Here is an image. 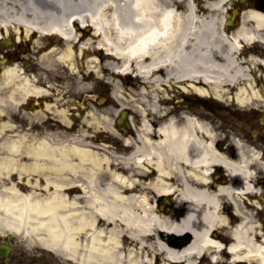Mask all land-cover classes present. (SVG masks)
<instances>
[{
  "label": "bare ground",
  "instance_id": "obj_1",
  "mask_svg": "<svg viewBox=\"0 0 264 264\" xmlns=\"http://www.w3.org/2000/svg\"><path fill=\"white\" fill-rule=\"evenodd\" d=\"M235 1L0 0V37L59 38L66 49L55 62L76 75L77 56L90 48L82 43L78 54L74 50L78 30H92L99 38L93 54L105 68L113 76L135 72L141 92L152 97L151 103L144 98L146 108L134 107L138 126L128 118L122 155L95 144L98 134L116 132L111 125L88 135L84 121L77 124L79 135H71L75 124L65 109L55 112L64 132L33 140L27 133L2 138L14 129L4 121L0 176L19 175L24 187L33 188L22 193L14 184L0 187V233L35 241L73 264H264V229L238 203L242 220L232 225L221 201L233 198L234 188L210 187L212 168L220 165L252 192L251 163L264 169L259 155L226 158L215 150L208 123L189 110L158 104L159 96L168 101L173 91L219 97L250 89L255 95V77L264 84V57H243L252 46L264 50V13L255 0H239L241 12ZM42 65L49 69L53 61ZM0 72V116L47 92L18 64ZM75 81L78 90L90 88L82 78ZM172 203L181 217L167 209ZM185 231L192 240L182 248L158 237Z\"/></svg>",
  "mask_w": 264,
  "mask_h": 264
},
{
  "label": "rangeland",
  "instance_id": "obj_2",
  "mask_svg": "<svg viewBox=\"0 0 264 264\" xmlns=\"http://www.w3.org/2000/svg\"><path fill=\"white\" fill-rule=\"evenodd\" d=\"M234 4L241 12V2L236 0ZM77 34L80 38L79 43L74 47L77 54L78 47L82 43L89 44L90 48L87 47L85 54L77 56L76 75L72 74L67 68L60 66L59 62H55L66 49L64 41L57 37L41 38L37 34L24 39L25 47L23 48V54L19 56L20 58L18 57V61L16 60L18 63L13 59L12 63H14L12 65L18 64L25 74L28 73L31 79L37 80V83H35L37 87L47 92L42 96L31 97L27 106L11 108L7 111L6 116H0V125L5 121L14 126V129L10 132L6 131L5 134L3 133L2 138L7 137L8 134L14 138L16 134L27 133L29 136L28 140H33L34 137L48 136L58 131L64 132L63 129L65 128L57 125L56 113L58 110L65 109L68 117L75 124L74 129L69 132L71 135H79L77 124L84 121L88 122V125H86L88 127V135H95L94 133L97 132L98 126L107 127L111 125L116 132L98 134L95 137L96 139L94 138L95 144L106 149L109 154L122 155V152H120V138L124 137L123 133L129 127L130 120L128 121V118H131L132 122L138 126L140 118L135 112L134 107L143 105L146 108L149 102H145L144 98L151 103L152 97L149 94L145 95L141 92L144 85L142 81L137 79L135 72L126 74L116 73V76H113L112 72L105 68V60L100 55L93 54V50L98 47L97 43L99 41L94 31L81 29L78 30ZM11 37L13 36L8 38L11 39ZM18 41L20 42V40ZM49 59L53 61V65L49 69L44 68L42 62L48 63ZM25 65H27L26 68ZM89 67H91V71H89ZM256 70H258L256 71L258 75L261 69L256 68ZM76 78H82V83L90 85V88L85 91L78 90L75 85ZM168 95L170 98L168 101H164L162 96H159L158 104L161 108L165 107L167 109H175L176 111L180 109L184 111L189 110L191 116L207 121L217 116L228 118L227 115H223L220 111L213 113L200 107L196 109L187 108L184 105V97L176 91L168 92ZM118 99L124 105H121ZM47 106H49V109L51 107L52 110H47ZM122 112H126L127 116L122 124L118 125L116 120ZM25 125L27 129H25ZM131 128L133 129V127ZM133 134L134 131L132 132ZM31 177L30 181L35 183L37 177ZM24 180L15 174L9 178L0 176V187L14 184L20 192L29 193L33 187L31 184H27L28 186L24 187ZM167 209L173 213L175 218L183 215L182 212L175 210L174 203L169 205ZM8 234L12 233H6L4 236ZM4 236L0 233V242L5 241ZM13 236L11 244L14 252H21L29 258L35 259L37 252H40L38 248H41V246L35 241H27L19 236ZM160 236L158 234V237ZM51 256L57 258V262H65L55 254H51ZM64 264L73 263L66 262Z\"/></svg>",
  "mask_w": 264,
  "mask_h": 264
},
{
  "label": "flooded vegetation",
  "instance_id": "obj_3",
  "mask_svg": "<svg viewBox=\"0 0 264 264\" xmlns=\"http://www.w3.org/2000/svg\"><path fill=\"white\" fill-rule=\"evenodd\" d=\"M253 6L258 7V10L264 13V0H255ZM4 35L2 32L0 37V71L5 67L12 66L13 59L18 61L25 47V38L19 39V42L16 36L10 39L8 34ZM251 55L264 57V50L258 45L252 46L246 49L243 57L249 58ZM2 62H4V66L1 65ZM26 67L27 65H25ZM254 81L253 91L256 92L255 95L250 89L249 92L243 94L232 90L221 94L219 97L213 93L201 95L195 92H184V105L187 108L196 109L200 107L213 113L220 111L223 115L228 116V118L217 116L210 121L202 120L208 123L215 135V150L232 161H237L241 154L248 156L258 154L260 162L264 163V84L261 79L256 77ZM35 83H37L36 79ZM27 105L28 103H25L23 106ZM228 112L230 113L228 114ZM25 129H27L26 125ZM250 170L255 173V178L250 183L252 192H245L243 190L244 182L239 178L230 176L226 169L220 165L212 168L210 187L216 189L220 186H232L234 188L233 198L224 197L221 201L222 209H224L225 215L230 218L232 225H237L242 220V216L236 212L235 203H238L242 211L251 214L254 221L264 229V169L259 167L257 163H251ZM188 212L189 210L184 206V217ZM4 237L5 241L0 242V247L10 245V252L5 257L0 251V264H64L67 262H57V258L51 256L54 253L43 247L38 248L40 252H37L36 260L29 258L21 252H14L8 237ZM191 240V232L185 231L184 242H188L185 246ZM58 260L60 261L59 258Z\"/></svg>",
  "mask_w": 264,
  "mask_h": 264
},
{
  "label": "water",
  "instance_id": "obj_4",
  "mask_svg": "<svg viewBox=\"0 0 264 264\" xmlns=\"http://www.w3.org/2000/svg\"><path fill=\"white\" fill-rule=\"evenodd\" d=\"M228 24H230V20H228ZM127 116L126 112H122L120 116L117 118L116 122L118 125H121L125 117ZM163 238L170 243H172L175 247L182 248L187 242H184V235H175V234H163ZM8 239H12L10 235ZM0 251L3 252V255L6 257L10 252L9 245H3L0 247Z\"/></svg>",
  "mask_w": 264,
  "mask_h": 264
}]
</instances>
